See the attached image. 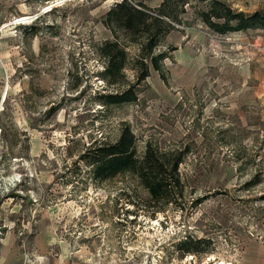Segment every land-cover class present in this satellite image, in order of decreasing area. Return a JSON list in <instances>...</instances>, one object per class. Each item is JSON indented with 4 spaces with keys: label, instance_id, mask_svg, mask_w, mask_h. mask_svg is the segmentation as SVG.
<instances>
[{
    "label": "rangeland",
    "instance_id": "374dc122",
    "mask_svg": "<svg viewBox=\"0 0 264 264\" xmlns=\"http://www.w3.org/2000/svg\"><path fill=\"white\" fill-rule=\"evenodd\" d=\"M118 1L0 0V264H264V30L216 33L198 16L211 0H185L154 50L161 71L145 61L136 100L106 104L137 74L130 44L123 82L103 76ZM220 1L264 15V0ZM126 125L137 155L185 152L170 202L81 160Z\"/></svg>",
    "mask_w": 264,
    "mask_h": 264
},
{
    "label": "trees",
    "instance_id": "16d2710c",
    "mask_svg": "<svg viewBox=\"0 0 264 264\" xmlns=\"http://www.w3.org/2000/svg\"><path fill=\"white\" fill-rule=\"evenodd\" d=\"M185 0H162L157 7L149 8L144 4H133L120 0L110 7L103 16L104 25L110 30L113 39L104 42L99 53L105 60L103 76L107 84L123 82L126 66L127 45H137L136 81L128 83L122 91L101 95L103 103L121 104L136 100L135 86L145 79L148 66L160 72L164 53L154 54L160 40L167 34L173 22L179 23V13H184ZM178 9V10H177ZM201 22L216 33H227L247 29H263L264 15L255 11L244 14L231 9L220 0H211L207 9L200 11ZM122 36V42L119 37ZM184 151H160L146 144L141 155L136 154L135 137L129 126L121 128L118 138L112 143H99L90 146L80 156L91 167L92 177L104 180L121 172L135 176L147 190L150 204L170 202V194L181 191L178 167L183 160ZM199 240L185 238L180 245L184 251L199 252Z\"/></svg>",
    "mask_w": 264,
    "mask_h": 264
},
{
    "label": "bare ground",
    "instance_id": "6f19581e",
    "mask_svg": "<svg viewBox=\"0 0 264 264\" xmlns=\"http://www.w3.org/2000/svg\"><path fill=\"white\" fill-rule=\"evenodd\" d=\"M28 19H29L28 16H20V18H18V20H21V21H23V20L25 21V20H28ZM2 99H5V93H3V95H2ZM225 264H229V263H225Z\"/></svg>",
    "mask_w": 264,
    "mask_h": 264
}]
</instances>
